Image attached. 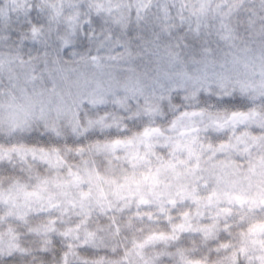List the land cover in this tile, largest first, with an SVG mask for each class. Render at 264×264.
Masks as SVG:
<instances>
[{"label":"rangeland","instance_id":"374dc122","mask_svg":"<svg viewBox=\"0 0 264 264\" xmlns=\"http://www.w3.org/2000/svg\"><path fill=\"white\" fill-rule=\"evenodd\" d=\"M18 1L21 7L13 2L14 8L9 13L0 4V12L9 16L2 19L16 22L28 11L26 4H34L33 0ZM75 1L47 2L48 8L58 7L54 14L57 28L69 19L78 22L77 27L86 23L88 13H81L79 7L84 5ZM155 1L157 12L150 15L155 22L133 30V42L128 35L124 37L130 29L125 25L127 14L116 13L121 29L118 33L124 34L113 46L106 34L98 39L95 33L91 38L95 58L88 56L87 44L83 45L80 38L73 46L75 52L69 53L75 61L60 65L52 60L57 58L54 46L45 45L49 38L43 42L42 54L37 55L39 50L34 44L33 53L28 57L23 55L18 62L22 52L17 47L0 53V233H4L0 238L8 242L6 253L12 256L9 264H52L53 261V264H94L86 255L96 257L105 253L104 250L96 253L98 247L92 237V227L91 247L77 240L88 231L87 224L92 222L94 226L103 217H113L121 202V194L110 195L106 183L105 188L101 187V175L96 171L90 173L91 164H95L91 163V154H103L112 146L113 139L123 138L120 127L130 135L127 143L132 145L129 151L132 158L128 162L147 169L144 174L148 175L147 178L142 175L138 183H135L137 179L128 183L129 189L134 190V186L142 193L149 192L148 189L153 192L155 183L162 184L155 186L150 199L130 210L132 236L172 233L178 225H183L187 229L179 238L181 251L186 257L197 259L206 254L203 228L214 226L216 236L212 238H217L228 255L242 252L237 264H264V183L242 186L236 174L238 169L239 178L244 180L248 172L244 164L250 155L258 156V166L264 165L261 132L264 127V0H172L176 7L170 5L171 0ZM94 2L103 5L101 0ZM132 3L138 20L151 0H132ZM212 6L214 12L210 14L208 9ZM77 11L80 13L76 17ZM49 32L46 28L45 35ZM40 36L41 33L37 38ZM60 39L63 40V32ZM122 40L124 48L112 52L116 46H122ZM7 43L10 42L1 41L0 51L10 46ZM45 54L50 57V63H44ZM205 63L210 71L202 68ZM233 71H237L235 76ZM249 72L258 83L247 92L236 94L240 88L232 84ZM27 80L34 87L25 84ZM106 87L116 108L103 106ZM168 92L175 99L170 101V111H164L161 106L163 99L166 105ZM151 104L153 107H148ZM84 111L90 119L86 123L80 117ZM175 113L177 119L168 118ZM234 114L239 122H224L228 115ZM40 115L41 118L48 116L51 122L44 126L42 121L36 122L35 117ZM211 117L224 122L221 128L227 130L213 132L222 141V147L214 142L210 144L206 136L200 145L187 138L186 142L182 141L187 144L177 146L180 145L178 137L177 143H168L176 138L174 128L190 129L189 125L205 121L202 129L209 130ZM173 121L177 123L171 126ZM167 123L166 130H161L159 125L165 124V127ZM84 125L91 130L74 136ZM153 125L158 130L144 139L142 129L147 133ZM43 127L45 130L40 129ZM168 132L167 139L161 138ZM235 134L237 140L229 141ZM53 143L58 145L56 151L52 150ZM163 145H170L171 150L163 151ZM155 147L158 151L153 161L148 158ZM84 155L87 165L83 162ZM169 161L173 166L168 165ZM97 164L101 167L100 162ZM44 168L56 172L58 179H53ZM262 171L257 170L258 174ZM87 174L91 178H86ZM216 177L225 179L221 191L226 195L220 200L214 197L219 188ZM6 179L12 181L3 188ZM179 180L186 182L184 188L178 187ZM16 184L20 185L18 190L13 189ZM176 188L178 194L184 195L174 200L170 197ZM75 202L78 208L82 206L81 211L85 210L82 217L86 224L81 222L78 230H70L63 210ZM12 207L16 209L15 215L10 213L9 221L4 222ZM70 210L74 215L73 207ZM127 236L121 239L122 243L128 244ZM79 246L83 251L78 256ZM68 247L78 258L68 252ZM118 250L115 247L112 255L117 257Z\"/></svg>","mask_w":264,"mask_h":264},{"label":"trees","instance_id":"16d2710c","mask_svg":"<svg viewBox=\"0 0 264 264\" xmlns=\"http://www.w3.org/2000/svg\"><path fill=\"white\" fill-rule=\"evenodd\" d=\"M0 1L2 2L0 4H4V11H8V13L12 12V9L14 8L13 2L17 3L16 6H20V3L18 0H0ZM79 1L82 5H84L83 7H79L81 9V13L82 11H85L88 13L86 23L80 24L79 27H77L78 22L73 23L74 19H69V20H65L66 22L62 23L63 25L57 28V23L55 21L56 19H55L54 14L58 11V7H56L55 9L48 8V3L50 2V0H47V1L33 0V3H34L33 5L27 6L26 4V8H28V11H26V13H24L23 15H20L19 19L16 22L11 19H7V20L2 19L3 16L5 17H9V16H7L6 13L2 14L0 12L1 13L0 14L1 15L0 17V43L1 41H4V40H7L8 42H10V43H7L10 46H8L5 50H1L0 53L6 50H9V47H13V48L17 47L18 49H20V53L22 52V54L19 55L18 60L16 59L17 60L16 62H18L23 55L28 57L29 55L33 53V50L31 48L34 44H36L37 49L39 50L37 52V55H39V53L42 54L45 49V45L49 44V45L54 46L53 51H56L57 53L56 54L57 58L52 59L53 61H55L54 64L60 65L61 63H65V62L69 63V62L75 61L74 55H72V58H71L69 53L75 52L73 46L76 42V39L80 38L82 42L84 41L83 45L87 44V48L89 49V51H87L88 56H90L91 58L93 57L95 58V55H93V53L91 52V41H92L91 38H94V35L98 34V39H100L104 36V34H106L107 37L111 40L110 43L113 46H115L113 44L114 41H118L119 40L118 37L124 34V33L123 34L118 33L120 28H119V25L117 24L118 17L115 16L116 13L120 14L123 12L127 14L126 16L127 20L125 22V25L129 26L130 29L128 33L124 35V37H128V36L131 37L130 39L132 42H133V36H132L133 30H136L137 28L140 29L144 24L146 27L149 23H151V21L155 22L154 18L150 16L152 13L157 12L156 5H154L155 2H157L155 0H151V5L143 9V16L141 17V19H138V20L135 19L137 17L135 16V12L137 11V9L134 8L132 0H127V3L125 4L124 3L122 4L123 0H101L103 2L102 3L103 5H96L94 0H82L84 1V3L81 2V0ZM75 2L76 1L74 0L73 3ZM169 3H171L170 4L171 6H174V5L175 7L177 6L172 0ZM104 4H106L107 6H105ZM75 6H76V10H78L76 4ZM108 9H110L109 13L107 12ZM213 9H214L213 6L209 7L208 11L210 14L214 12ZM19 10L22 12L21 9ZM40 11H43V13ZM78 11H77L76 17L80 13ZM15 14H20V13L15 12ZM195 23H197V20ZM40 26L41 28L39 29H43V31L41 32L37 31L39 30L38 27ZM46 28L48 30L50 29L49 34L47 33L48 35L47 34L45 35ZM209 28L210 27H208V29ZM174 29H177V28L174 27ZM62 32H63V40L60 39ZM40 33H41L40 38H37ZM47 39H48V42L45 43L44 45L43 42L46 41ZM60 44H61V49H58ZM124 44L125 42L122 40V46H116V49H114L112 52L120 51L122 48H124L123 47ZM0 56H1L0 60H2V55ZM178 59L182 61L180 58ZM46 62L50 63L51 61H50V57L45 54L44 63L46 64ZM13 63H15V61H13ZM48 66H50V64ZM203 67L205 70L206 63L204 64V66H202V68ZM209 67L210 66L208 65L206 70L210 71ZM236 72L237 71H233L234 76L236 75ZM157 75L161 76V73L158 72ZM253 76L254 75L251 72L246 74L244 78L239 76V79L236 80L232 84V87L240 88L236 90V94L239 95V94L245 93L251 89V86H254L256 83H258V82L253 81L256 78L255 77L254 79H252ZM235 79H233V81ZM29 82L31 81L27 80L25 84L34 87L32 82L30 84ZM13 83L15 82L12 81V84ZM16 87L18 90L21 89V86L19 84H17ZM200 88H202V86H200ZM183 89L188 90V86L183 85ZM105 93L106 95L103 96L105 98V103L103 106H110L112 109L116 108V104H114V101L113 102L111 101L113 100L111 93L108 94L107 92V87L105 89ZM166 99L167 100L169 99V105L167 104V100H166V105H164V99H163V105L161 107H162V110L164 111H170L171 109L170 101L171 99H175L174 94L168 92ZM156 100L157 99L154 100V103L156 102ZM35 101H37V99ZM153 104H151L148 107H153ZM86 107H88V105H86L85 108ZM87 113L88 112H85V111L81 113L80 117L82 119V123H86L90 120L87 118ZM175 115L176 113L170 114L168 118L172 117V119L173 118L177 119ZM190 115L193 116V113H190ZM41 117L42 115L35 117V119H36V122L42 121L43 126L51 122L48 116H45L43 118ZM211 119L212 117L209 118V121H210L209 130L202 129V125H205L204 123L205 121H202V122L199 121V123H196V125H191V126L189 125V127H191L190 129L174 128L175 134H177L175 135L176 138L173 140H170L168 143H172V142L177 143V137H178L180 145H177V146H184L185 144H187V143H182L183 140H185L186 142L187 138H189L188 140L192 139V142L194 144L200 145L203 143L202 141L205 140L204 136H206L207 137L206 141H208L210 144L214 142L218 145V147H220L222 145V141L218 139L216 134L214 135L213 132H225L227 130L226 129L223 130L221 128V124L223 126L224 122L231 124V122L236 123L237 121L239 122V120L235 114L231 115L230 117L228 115V117L225 119L224 122L214 120V119L211 120ZM176 123L177 121L175 122L173 121L170 124L171 126H174ZM164 125L165 124L159 125L161 130H166L168 123L166 124L165 127H163ZM40 129L45 130L44 127ZM148 129H149V132L147 131V133L145 129H142V136L146 140L148 139L149 135H152L153 133H155L154 132L155 129L158 130V128L155 125L148 127ZM85 130L88 131L91 129L88 127V125L79 127L78 130H76L74 136L79 135L82 132H85ZM140 130H137L136 132L139 133ZM171 131L174 132L173 130ZM119 132L123 136V138H121L120 140L113 139L114 143L112 144V146L110 145L107 152L105 151L103 154H99V152L91 154L92 156L91 163H95L96 165L91 164L90 170H93V171H90V173L93 174L96 171L98 175H101L100 176L101 187L105 188V183H106L107 185L106 187L108 188V191H109L108 193L110 195L111 194H115V195L121 194L122 199H121V202L119 201V203L117 204L118 207H116V212L113 217H110L109 219L106 217H103L94 226L92 225V222L90 225L87 224L88 231L84 233L86 235L84 234L79 235V238L77 241L78 242L82 241L81 245L84 244V245H88L91 247V227H92V230L94 231V233L92 234V237L96 243V247H98V251L96 253H98L99 251H103V250L105 251V253H102L96 257H91L90 255H86L87 257H89L91 261L90 263H94V264H237L242 255V252H240L239 255L237 254L234 256L228 255L227 254L228 252L225 251V248L222 246L221 243H219L217 238H212L216 236V230L214 226L206 227L205 229L203 228L202 232H204L203 234H204V242L206 246V254L204 257L197 258V259H193V257H186L181 251L179 238H181L185 234L186 229H187V227H184L183 225H178L175 228V230L172 231V233L154 234L152 236L142 237V238L134 237L129 233L130 217L128 216V214L130 210L133 207H135L136 204H141L147 199H150L152 196V193L154 192L155 186H161L162 184L155 183L152 186L153 192H151L148 189L149 192L142 193L138 190L137 187H134V186H132L134 190L129 189L128 183L132 184L134 180L136 179L137 180L135 181V183L140 182L142 175H146L144 174V172L147 171V169L139 168L135 164L133 165L131 162H128V160L132 158V155L129 154V151L132 145H130V143L129 144L127 143V140H129L130 135L128 132H126V130L121 129V127H120ZM261 132H263L264 134V127L261 129ZM168 134L170 133L168 132L166 134L161 135L162 136L161 138L167 139L166 137L168 136ZM64 135H68V134L64 133ZM231 140H237L236 134L233 137H229V141ZM157 141L158 140H156L155 142ZM134 147H135V153H136L138 151L137 142L136 144H134ZM162 147H163V151L171 150L170 145L168 146L163 145ZM53 148L54 149L52 150L56 151V149L58 148V145L56 143H53ZM157 151H158V147H155V149H153V151L150 153V157L148 159L155 161V158L157 157ZM135 153H134V157H135ZM145 156H149V155L146 154ZM215 156L217 158V155ZM83 158H84L83 162H85L87 165L88 162L85 161L86 155H84ZM133 159H136V158H133ZM257 159H258V156H255V155H250L248 157L247 162L244 164L248 171L247 174H245L246 177H244V180L243 178L242 179L239 178L238 169H236L237 180L239 181L238 184H241L242 186H247L251 182H253L254 185H256V182L258 183V185H261V183H264V179H263L264 178V165L258 166L259 164L257 163ZM75 160L78 161L77 158H75ZM83 162L81 164H84ZM98 162L101 163L100 164L101 167L97 166ZM168 165L173 166V163L169 161ZM45 169L47 168H44L42 170H45ZM260 169H263V171L261 174H258L257 170H260ZM47 171H48L47 174H50L53 177V179L55 178L58 179L59 176L57 175L56 172L51 173L48 169ZM148 171H154V169H148ZM88 175L89 174L86 175V178H91ZM147 176L148 175H146L145 178H147ZM81 178L84 179V176H81ZM220 178L221 177H216V180L218 181L216 185L219 188L215 191V194H214V197L215 196L218 197L219 200L220 198H223L226 195L225 192L223 193L221 191L224 188L223 181L225 179H220ZM152 179L156 180V178H152ZM207 179H210V178L207 177ZM6 180H9V179H6ZM6 180H4V183H2L3 188H7L8 185L12 181V180H9V181H6ZM171 180H167L166 182H169ZM97 181H99V179ZM83 183H80V184L82 185ZM184 185H186V182H183V180L178 181L179 188L180 187L184 188ZM189 185H190V182H189ZM138 186H141V185L139 184ZM19 187L20 185L16 184L15 186H13V189L18 190ZM50 188H53V186H51ZM125 190H126V193H123V191ZM174 191L176 193L173 192V195L170 197V198H174V200L184 195V193L178 194L179 190L177 188L174 189ZM79 192L82 194L83 190L80 189ZM77 203L78 202H75L74 204H71V205L68 204L69 207L63 210V213L65 215L64 218L67 222H69L67 224V227L70 230L72 229L78 230V228L81 226V222H85V220L82 217V214H85V210L83 209L81 211L82 206L78 208ZM70 207H73V211L75 212L74 215H71L72 211L70 210ZM15 210L16 209L12 207V209L8 211L7 215L5 216L6 218L3 221L4 222L9 221L10 213L15 215L14 213ZM218 211H220V209H218ZM195 224H196V221H195ZM0 234L3 235L4 233L1 232ZM126 235H128L126 238V240L128 241V244L122 243V240H121L125 238ZM250 236H252V234H250ZM176 239H178V242H175ZM208 240H211V241H208ZM7 247H8V242L7 241L4 242L3 239L0 238V264H9L8 260L10 257H12L10 252L6 253ZM115 247H119L117 257L112 255L114 254L113 249ZM82 251L83 249L81 248V246H79L78 256L79 254H81ZM89 251L91 250L89 249ZM68 252L72 253L74 257L78 258L75 252H73L69 247H68ZM106 260L108 263L105 262Z\"/></svg>","mask_w":264,"mask_h":264}]
</instances>
